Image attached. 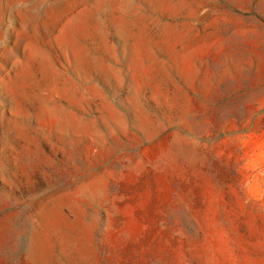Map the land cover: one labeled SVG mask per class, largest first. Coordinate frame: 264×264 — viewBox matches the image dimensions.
Masks as SVG:
<instances>
[{
	"label": "rangeland",
	"instance_id": "rangeland-1",
	"mask_svg": "<svg viewBox=\"0 0 264 264\" xmlns=\"http://www.w3.org/2000/svg\"><path fill=\"white\" fill-rule=\"evenodd\" d=\"M0 264H264V0H0Z\"/></svg>",
	"mask_w": 264,
	"mask_h": 264
}]
</instances>
